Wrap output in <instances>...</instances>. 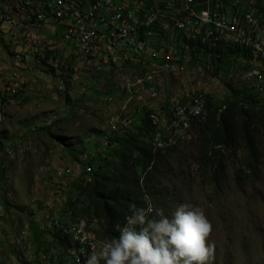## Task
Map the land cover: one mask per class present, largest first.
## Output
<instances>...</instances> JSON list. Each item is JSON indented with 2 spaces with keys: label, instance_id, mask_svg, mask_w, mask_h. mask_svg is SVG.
<instances>
[{
  "label": "rangeland",
  "instance_id": "obj_1",
  "mask_svg": "<svg viewBox=\"0 0 264 264\" xmlns=\"http://www.w3.org/2000/svg\"><path fill=\"white\" fill-rule=\"evenodd\" d=\"M80 1L90 7L93 0ZM133 2L136 5L138 0H131V5ZM259 2L261 7H256ZM26 3L29 9H23ZM46 3L53 13L54 0ZM242 4L250 10L243 21L252 19L264 33V0H239ZM15 8L23 15L31 11V19L38 23L35 15L42 6L36 0H0V15L8 11L7 19L0 18V264H52L61 252L56 237L59 228L71 231L78 226L87 238L86 252L76 258L83 264L93 250L110 241L100 234L102 221L83 211L90 205L84 192L78 191L91 179L86 164L104 151V138L111 127L122 131L135 116L145 119L137 111L138 102L145 103V95L138 93L137 100L122 110L128 95L118 84L113 86L118 75L92 72L93 67L86 70L84 58L82 66H72L74 58L68 55L76 48V41L67 42L64 53L62 48L52 46L56 39H49V49H55L51 58L44 42L37 46L42 50L34 49L31 42L21 43L14 38L10 25L19 17ZM49 16L44 17L41 26L47 25V29L41 35H48V25H53ZM66 20L72 21L68 17ZM165 29L147 40L155 41V46L178 59H188L182 44L178 48L183 42L176 40L178 33L172 36V29ZM65 31V25L57 26L58 35ZM226 34H221L222 38H234ZM180 62L184 70L175 77L167 76L170 83H177L178 78L187 80L215 105L222 106L233 91L240 97L248 90L256 94L258 102L250 109L259 114L254 122L257 176L244 168L246 150L240 140L225 150L224 166L215 173V168L200 158L204 149L207 154L209 150L202 143L195 120L178 136L168 135V143L162 142L157 149L163 151L171 145L177 148L161 156L153 190L145 199L153 207H162L167 215L181 203L200 207L213 225L209 238L216 245L213 264H264V66H248L246 58L225 57L220 64L221 78L211 63ZM140 67L139 63L135 65ZM115 89L117 93H113ZM249 99L244 98V108L249 106ZM31 223L36 228L32 229ZM125 223L115 227L117 233Z\"/></svg>",
  "mask_w": 264,
  "mask_h": 264
},
{
  "label": "bare ground",
  "instance_id": "obj_2",
  "mask_svg": "<svg viewBox=\"0 0 264 264\" xmlns=\"http://www.w3.org/2000/svg\"><path fill=\"white\" fill-rule=\"evenodd\" d=\"M171 1H175V7H171ZM66 2H72L73 5H68ZM54 4L56 5L53 13L49 12L47 3L44 10L40 9L37 12V15H35L37 16V22L42 20L44 24V17L47 15H50V22L53 21V17H68L73 22L67 24L64 35H67V38H74L75 29L89 30L93 18L94 26L90 37L84 41L83 37H76L75 43L76 48H80L81 45V53H87L82 57L87 62L86 70H90L93 67L92 72L94 70V72L108 73L110 75L109 68H117V72L112 75L113 77L118 75L113 86L118 84L128 95L125 99L127 102L122 105V110H125L131 101L137 100L138 93H144L145 103L138 102L137 111L147 116L154 126L160 127L157 130V137L168 139V135L172 137L178 136L180 132L188 127L190 122L197 120L204 112L207 105V94L204 91L196 89L195 85L187 82V80L178 78V82L172 84L170 83L171 78H167L169 75H174L175 77L180 71L184 70L180 61L178 63L172 62L173 60L181 59L165 52L163 47L155 46V41L147 40L150 35H154L156 38L158 31L165 32L166 30L163 26H160L161 20L152 17H155V14L165 15L167 11L168 17H175L176 12L172 16L173 10H178V8L182 7V0H160L159 4H157V0H138L137 4L126 15V20L120 21V28L123 31L122 35L110 34V38H107V35H103V29L108 28V21L115 14L116 6H119V11H126L128 5H131V0H93L90 7H86L80 0H54ZM239 9L245 10L243 4L239 5ZM0 18H2L1 15ZM252 23V19L249 18L246 21L241 19L240 27L235 26V24H223L210 28L223 36L227 33L234 38H241L240 28H247ZM151 25L154 28L149 29ZM169 29H172V27H169ZM200 29L202 28H194V35L186 30H176L175 32L178 33L180 38L184 39L187 37L191 41L199 37ZM255 37L260 39V42H264V33L262 31L255 29ZM233 43L247 47L241 41L234 40ZM245 44H254V37H245ZM52 46H57V43H53ZM68 58H74V49L68 55ZM254 58H262V51L254 50ZM150 59L168 63L141 62ZM128 62L136 64L125 65ZM137 63L141 65L140 68H135ZM146 63V67L143 66ZM79 64L82 66L81 63ZM262 64L264 66V61ZM162 73L164 76H162ZM140 87L157 88L131 90L128 93L127 89H139ZM259 90H262L261 86ZM153 103L156 104V109ZM148 132H150L149 135L146 134ZM148 132L145 133L146 135L143 134V136L153 144L156 150L162 147V142L166 141L168 143L167 139L153 143L155 139L154 127ZM63 231L69 235L70 240L75 244L70 251L71 259H69V262L78 264L76 258L86 252V235L79 226L71 230L78 231L74 235L69 234L65 228ZM83 239H85L86 247L81 243ZM70 263L65 260V264Z\"/></svg>",
  "mask_w": 264,
  "mask_h": 264
},
{
  "label": "trees",
  "instance_id": "obj_3",
  "mask_svg": "<svg viewBox=\"0 0 264 264\" xmlns=\"http://www.w3.org/2000/svg\"><path fill=\"white\" fill-rule=\"evenodd\" d=\"M256 7H261V3L256 4ZM178 10H182V7ZM152 28L154 27L151 25L149 29ZM219 38H222L219 32L207 31L205 28L200 29L199 37L195 40L190 41L187 37L183 39L177 36V41L181 39L183 41L178 48L182 44V51L189 55L183 62L190 65L197 62L211 63L221 77L220 64L225 57H232L234 60L236 57H249L247 47L225 43ZM244 98H250L246 103L249 105L247 108H244ZM257 102L256 94L250 90L243 97H240L237 91H233L222 106L215 105V101L210 98L207 99L206 108L197 119V126H200L201 140L204 147L208 148L209 154L204 149L200 158L213 166L215 173L224 166L225 150L232 148L237 140H240L246 150L244 168L249 174L257 176L259 153L254 122L259 118V114L250 109V106ZM127 126L129 127L124 126L122 131H119V128L109 129L104 138L106 140L104 151L86 164V169L91 174L90 181L87 186L78 187V191L84 192L90 204L83 211L91 212V218L102 221L103 228L100 234L109 240L119 236L120 233L116 232L115 227L126 222L125 217L130 214L129 208L132 204L146 208L151 203L145 196L149 194L150 197L153 190L154 172L160 158L177 149L176 145H171L163 151L156 150L143 136L154 127L147 116L145 119L137 117V125ZM84 154L87 157V154ZM31 227L36 228L33 223ZM63 232L59 228L56 237L59 238L58 244L61 247L57 261L64 262L75 244L72 241L71 243L69 235ZM61 255L62 258L59 257ZM53 262L52 264H56V258Z\"/></svg>",
  "mask_w": 264,
  "mask_h": 264
},
{
  "label": "clouds",
  "instance_id": "obj_4",
  "mask_svg": "<svg viewBox=\"0 0 264 264\" xmlns=\"http://www.w3.org/2000/svg\"><path fill=\"white\" fill-rule=\"evenodd\" d=\"M129 213L119 236L93 250L85 264H213V225L200 207L181 203L167 215L162 207L132 204Z\"/></svg>",
  "mask_w": 264,
  "mask_h": 264
},
{
  "label": "built area",
  "instance_id": "obj_5",
  "mask_svg": "<svg viewBox=\"0 0 264 264\" xmlns=\"http://www.w3.org/2000/svg\"><path fill=\"white\" fill-rule=\"evenodd\" d=\"M40 2V5L42 6V10H44V7L46 6V0H36ZM99 1V0H98ZM160 0H157V4H159ZM68 5H73L72 2H66ZM136 2H133L132 5H128L126 8V11H119V6H116V11L113 17L110 21H108V28L103 29V35H107V38H110V34H121L123 31H121L120 28V21L126 20V15H128L129 11L132 9L133 6H135ZM56 5V4H55ZM171 7H175V1H171ZM23 9H29L28 3H26L23 7ZM95 11V10H94ZM7 12L8 11H2V19H7ZM250 10H241L239 9V0H182V10H176L175 17H168V11L165 13V15H156L152 18H157L162 21V26L165 27H172V36H175L176 30H186L192 35H194V28H205L206 30L210 27H216L223 24H235V26L240 27V20L243 19V16L249 15ZM67 22H73V21H67L65 17L63 16H57L53 17V25H48V35H38V26L40 24H43L42 20H38V23H27L26 25H19V18L15 20L14 23H10V25L13 28V33L19 36H27L31 41H35L36 45L37 42H44L45 43V49L49 51V57L51 58L54 56L55 49H49V39H56L57 40V48H62L64 50V53L67 50V42H73L76 41V37H83V41L90 37L94 21L92 18V25L89 28V30H81V29H75L74 38H67V35H58L57 34V26L58 25H65L67 26ZM241 29V38H219L223 42H227L229 40H237L241 41L244 45L247 46L249 49V57L246 58L247 65L249 66H259L264 61V42H260V39H256L255 37V29H258L254 24L249 25L247 28H240ZM264 31V30H263ZM52 34H55V38H49L48 36H51ZM205 38V36H202ZM245 37H254V44H245ZM254 50H261L262 51V58H254ZM87 53H81V45L80 48H74V62H72V66L76 65V63H80L83 56H85ZM186 58H183L185 60ZM183 60H173L172 62L178 63L179 61ZM141 62H162V63H168L163 61H152L146 60ZM139 62V63H141ZM130 64H136V63H130ZM110 75H113L114 72H117V68H109ZM149 88H157V87H149ZM149 88H142L139 89H127L128 93L131 92V90H148ZM185 88V87H184ZM260 88V87H259ZM187 89V88H185ZM113 93H117V89L112 90ZM158 92V89H157ZM174 97V96H171ZM155 105L156 109V104ZM164 110V109H159ZM127 125H137V116H135L132 121H130ZM186 125V122H185ZM160 127L154 126L155 131V139L153 143L165 140L167 138H160L157 137V130ZM108 130V126H107ZM174 137V136H173ZM66 230V229H65ZM69 234H73L78 231H69ZM83 245L86 247L85 239H83ZM56 258V264H60L63 261H57ZM66 259H71V254L68 255ZM64 260V261H65Z\"/></svg>",
  "mask_w": 264,
  "mask_h": 264
},
{
  "label": "crops",
  "instance_id": "obj_6",
  "mask_svg": "<svg viewBox=\"0 0 264 264\" xmlns=\"http://www.w3.org/2000/svg\"><path fill=\"white\" fill-rule=\"evenodd\" d=\"M15 6V5H14ZM14 11H15V13H16V15H19V17H17L16 19H12L13 20V22H15V20H17L18 18H19V25H26V22L27 23H36L35 21H34V19H31V17H30V14H31V11L30 12H28V14H21V13H19L18 11H17V9L15 8L14 9ZM28 15V16H27ZM12 18V17H11ZM30 18V19H29ZM46 26L47 25H43V26H41L40 27V29H39V31H38V35H41L42 34V31L44 30V29H47L46 28ZM264 30V29H263ZM13 35H14V38L16 37V39L17 38H19V40L21 41V43H24V44H27V42H31L32 44H33V46H34V49H38V50H42V48L43 47H40V48H38L37 46H38V44L39 45H41L42 44V42H37V45H36V43H35V41H31V39H29L27 36H19V35H16V34H14V33H12ZM26 39L27 41H24L23 39ZM38 50H36L37 52H38Z\"/></svg>",
  "mask_w": 264,
  "mask_h": 264
}]
</instances>
